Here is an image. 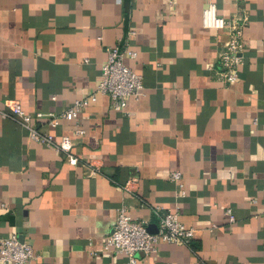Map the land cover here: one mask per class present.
Wrapping results in <instances>:
<instances>
[{
	"label": "crops",
	"instance_id": "crops-1",
	"mask_svg": "<svg viewBox=\"0 0 264 264\" xmlns=\"http://www.w3.org/2000/svg\"><path fill=\"white\" fill-rule=\"evenodd\" d=\"M208 1L0 0V109L11 113L13 99L30 114L54 113V124L35 126L70 136L97 170L70 165L0 116V237L28 241L30 264L124 260L103 247L122 206L153 230L159 212L194 229L188 244L138 253L139 264H264V0H212L220 16H248L232 84L208 69L227 39L201 26ZM113 47L143 80L125 111L97 89ZM85 98L78 135L60 114Z\"/></svg>",
	"mask_w": 264,
	"mask_h": 264
},
{
	"label": "built area",
	"instance_id": "built-area-1",
	"mask_svg": "<svg viewBox=\"0 0 264 264\" xmlns=\"http://www.w3.org/2000/svg\"><path fill=\"white\" fill-rule=\"evenodd\" d=\"M235 1L240 2L242 0ZM247 22L246 12L235 10L228 18L220 16L217 12L216 3L212 0H209L202 9L201 26L205 29L225 31L227 35V39L217 55V67L213 64L208 66V69L214 71L216 77L226 84H232L238 78V66L244 49V28ZM127 53L131 57H135L134 51ZM143 88L141 74L126 65L123 53L117 47L108 50L107 58L101 66L97 89L110 97L111 108L117 111H125L128 100L131 97H140L143 94ZM87 102V98L75 100L60 114L62 118L75 122V132L78 135H82L84 130L78 125L77 118L80 110ZM6 108L11 113L0 109V116L15 119L26 128L31 140L49 145L57 152L63 153L70 165L81 167L85 173L97 172L89 163L81 160L73 152L74 142L70 136L63 135L56 139L51 133L42 132L35 126L34 120L43 117L50 118V122L54 124V113L36 112L30 114L19 101L13 99L6 101ZM169 178L178 182L180 195H184L180 183L181 172L172 171ZM225 214L229 222L235 220L231 208H226ZM157 215V231L152 232L148 230L145 223L131 217L127 208L122 206L117 209L115 224L103 243L106 251L125 257L124 260L116 264H139L137 254L155 252L157 244L160 242L181 241L188 244L191 241L194 229L181 222L178 212H159ZM34 258L35 254L31 244L28 241L20 240L17 234L0 237L1 263L30 264Z\"/></svg>",
	"mask_w": 264,
	"mask_h": 264
},
{
	"label": "water",
	"instance_id": "water-1",
	"mask_svg": "<svg viewBox=\"0 0 264 264\" xmlns=\"http://www.w3.org/2000/svg\"><path fill=\"white\" fill-rule=\"evenodd\" d=\"M148 230H150V231H152V232H156V231H157V229H156V230L151 229L150 226L148 227Z\"/></svg>",
	"mask_w": 264,
	"mask_h": 264
}]
</instances>
